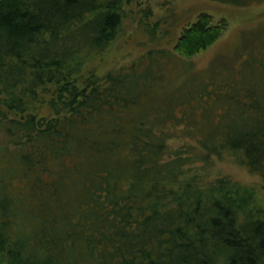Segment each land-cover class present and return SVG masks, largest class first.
<instances>
[{
    "label": "trees",
    "instance_id": "1",
    "mask_svg": "<svg viewBox=\"0 0 264 264\" xmlns=\"http://www.w3.org/2000/svg\"><path fill=\"white\" fill-rule=\"evenodd\" d=\"M142 1L0 0V264H264V198L215 171L264 183V62L197 69L227 21L158 47ZM128 28L145 51L105 72Z\"/></svg>",
    "mask_w": 264,
    "mask_h": 264
},
{
    "label": "rangeland",
    "instance_id": "2",
    "mask_svg": "<svg viewBox=\"0 0 264 264\" xmlns=\"http://www.w3.org/2000/svg\"><path fill=\"white\" fill-rule=\"evenodd\" d=\"M147 7L155 12L148 22L153 24L158 21L162 24L158 26V34L161 38L158 47L173 49L184 28L195 22L202 13L212 15L215 22L221 19L227 21L228 29L222 39L206 53L193 60L197 69L204 70L219 56L226 61L233 59L236 52H239V48L247 43L251 46L253 43L255 45L252 51L254 59L257 57L258 63L264 62V37H262L264 35V1L252 7L239 8L204 0H143L141 8ZM134 31L133 28H128V36L117 41L109 52L98 60V62L101 61L99 66H102V70L106 72L113 67L130 64L145 51L141 44L148 43V37L136 34L135 38L131 39L130 36L135 34ZM249 58L250 53L247 52L243 57L244 62L246 63ZM215 171L242 185L258 188L259 196L264 198V183L260 178L238 166L231 158L216 161Z\"/></svg>",
    "mask_w": 264,
    "mask_h": 264
}]
</instances>
